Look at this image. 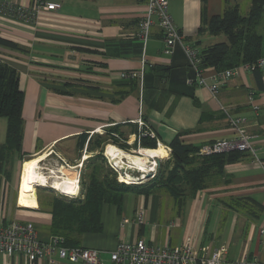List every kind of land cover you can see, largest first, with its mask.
<instances>
[{
  "label": "crops",
  "instance_id": "obj_1",
  "mask_svg": "<svg viewBox=\"0 0 264 264\" xmlns=\"http://www.w3.org/2000/svg\"><path fill=\"white\" fill-rule=\"evenodd\" d=\"M18 1L25 6L34 2ZM54 1L61 3L60 9L41 11L33 23L0 18V66L14 70L23 91L24 153L16 157V166L20 159L43 153L64 161L58 153L86 152L84 162L94 154H103L105 148L101 143L99 148L89 149L91 136L103 135L105 129L115 126L123 138L130 136L133 141L139 122L155 141L148 149L159 152L161 148L164 160L171 154L169 144L175 137L199 149L218 140H231L236 134L229 118H240L251 145V150L226 162L221 174L192 195H175L165 187L146 185L144 180L131 183L134 186L122 195L120 208L102 206V231L82 234L79 245L99 249L106 264H110L109 252L119 242L137 238L159 246H180L187 239L196 248L225 245L227 263L245 254H261L258 229L264 224V66L257 68L258 77L252 69H240L221 85L216 99L206 87L188 82L195 73L179 45L172 53L163 51V35L157 23L153 22L146 40L139 37L145 0ZM250 2L168 0V12L183 40L199 50L225 39L222 34L199 32L204 8L207 20L235 5L246 14ZM137 70L143 71L140 81L120 76L121 72ZM214 71L207 67L202 74L209 76ZM105 142L121 149H115L111 156L131 155L138 148H125L111 138ZM20 169L22 176V164ZM17 192V204L8 205L9 214L3 220L32 222L39 238L46 240L50 235L49 204L41 206L38 198L22 204ZM35 192L36 196H47L43 191ZM8 194L3 191L0 196H11ZM172 196L186 197L178 203ZM140 212L144 223L135 221ZM123 217L128 222L122 225ZM0 264L83 263L58 258L53 263L28 262L0 254Z\"/></svg>",
  "mask_w": 264,
  "mask_h": 264
},
{
  "label": "trees",
  "instance_id": "obj_2",
  "mask_svg": "<svg viewBox=\"0 0 264 264\" xmlns=\"http://www.w3.org/2000/svg\"><path fill=\"white\" fill-rule=\"evenodd\" d=\"M204 9L199 32L206 31L211 35L222 34L225 39L199 50L192 45L198 51L200 69L208 67L224 70L244 64L252 66L264 56V0H251L246 14H242L235 5L221 14L212 15L207 20ZM252 70L258 77L257 68L253 67ZM258 82H260L259 79ZM22 102L23 91L14 70L1 65L0 117H5L6 120L5 138L0 143V165L3 166L14 163L16 157H21L24 153L22 150L24 128ZM136 128L138 129L137 126ZM142 128V134L139 136L140 145L154 147L155 141L149 138L151 136L146 133L144 125ZM115 130H117L116 127L112 126L105 129L103 135L91 136L87 146L93 149L91 146L98 144V141L99 144H103L110 138L111 141L122 145L116 140L115 134L119 132ZM84 141L85 138L79 145L80 148ZM169 146L171 154L165 160L168 168L161 172L160 167L156 175L143 183L165 187L175 195L185 194V192L192 195L196 190L204 188L207 180L222 173L226 162L235 161L246 152L229 149L221 152L200 153L199 147L184 144L178 137H175ZM104 159L103 154L97 153L84 160L85 169L89 171L85 172L87 182H83V188L81 187L78 197L72 199L50 197L45 201L50 209L49 232L63 236L66 245L80 246L78 239L82 234L101 232L102 206L112 204L120 208L123 202L122 195L134 186L118 182L116 174L103 162ZM37 191L40 192L42 189L37 188ZM47 196L55 195L49 193ZM172 197L176 199V202L183 203L186 196ZM1 221L6 222L3 219Z\"/></svg>",
  "mask_w": 264,
  "mask_h": 264
},
{
  "label": "built area",
  "instance_id": "obj_3",
  "mask_svg": "<svg viewBox=\"0 0 264 264\" xmlns=\"http://www.w3.org/2000/svg\"><path fill=\"white\" fill-rule=\"evenodd\" d=\"M60 7L61 3L54 0H34L29 6L21 4L18 0H0V18L6 17L25 23H33L41 11H55L60 9ZM153 22L157 23L162 32L164 42L162 49L165 53H172L176 45L182 48L188 65L195 73V78L189 79L188 82L206 87L216 99L221 85L229 78L238 74L240 69L261 68L264 66L263 56L253 63L252 66L251 64L239 65L224 70H216L209 76H204L202 74L203 69L199 68L200 59L198 58V51L194 46L187 44L183 40L182 34L178 31L168 12V0H145V10L138 23L139 37L142 40H146L148 37ZM120 76L140 81L143 77V71L121 72ZM229 120L230 124L234 127L236 135L231 140H218L201 146L199 149L200 153L221 152L229 149L251 150L249 137L245 129L240 125V118H229ZM143 125V122H139L138 129L143 130ZM150 136L152 137V135ZM167 149L169 148L167 147ZM142 150V148L133 149L138 154L135 156H142ZM106 153H104V157L107 161L106 163L109 165L108 167L114 169L122 167L115 169L117 172L116 178L118 182L122 183L136 182L139 178L142 179V177L144 179L153 177L155 175V166L161 157L157 155L149 157L152 160L147 161L146 169H140L144 174L136 177L127 171L124 172V170L138 168L132 164H128V168H124ZM84 158H81L80 164ZM67 167L71 168L72 166L67 165ZM120 170H123V172ZM146 175L147 177H144ZM79 178L80 174L77 171L76 178L74 179L75 196L78 193ZM126 178L128 179L126 180ZM135 218L137 223L145 222L141 212L136 214ZM126 222H128V218L123 217L122 225ZM37 231L32 222L18 220L4 222L0 219V254L16 259L21 257L24 261L28 262L47 260V262L53 263L55 262V258H58L66 260L69 263L106 264L101 256V251L97 248L66 245L63 236L56 234L49 235V238L46 240H40L37 236ZM258 238L262 245L261 254H245L237 260L229 261V263L226 261L228 248L225 245H220L214 249H209L205 246L196 248L190 244V239H187L180 246H159L156 243L146 242L141 238L121 241L109 252L108 260L110 264H264V224L258 229Z\"/></svg>",
  "mask_w": 264,
  "mask_h": 264
},
{
  "label": "rangeland",
  "instance_id": "obj_4",
  "mask_svg": "<svg viewBox=\"0 0 264 264\" xmlns=\"http://www.w3.org/2000/svg\"><path fill=\"white\" fill-rule=\"evenodd\" d=\"M5 125H6L5 117H0V142L1 143L4 141V138H5ZM140 133H142V130L136 128L135 134L133 136V139H134L133 141L130 140V136L127 139L123 138L121 136L122 135L121 133H118V134H115V135H116L117 142H121L122 146H124L125 148H130L132 146H135V147L139 148V147H141L140 141H139V134ZM110 143L109 142H107V143L104 142L103 147H105V148L102 149L103 155H104V153H106L105 151H106L107 144H110ZM95 145L99 148V146L101 144H99V141H98V144H95ZM94 146L92 145L91 148H95ZM144 147H146L148 149L147 146H144ZM142 149H144V148H142ZM135 150H136V148H135ZM51 152L52 151L48 152V155L51 154ZM85 153L86 152H82L79 155L74 154V155H76V158L74 160H73V156L74 155H72V153L68 154L67 156H62L61 153H58V156H60L61 159H63L64 161H62L60 159H57L54 156L50 155L49 157H46V159L44 161L40 162V167L42 168L41 170L44 171L46 169L44 171L46 173V172L49 171V169H51V170H54L55 172L59 173V171L61 169H62V171H65V169L62 168L63 164H65L66 167H67V165H71L72 166L71 168L67 167L68 169H72V168H74V169L76 168V170L78 169L77 171L80 174V178H79V188H78L77 195H79V193L81 191V187L83 188V182L84 181L87 182V177L85 175V172L87 173L89 171V169H85V165L83 164V162L80 164V158H81L82 155L85 157ZM52 154H54V153H52ZM130 154L138 155L137 152H134V151H132ZM141 154H142V156H146L142 152H141ZM69 158H72V159H69ZM87 158H89V157H87ZM164 158L165 157L161 156L159 161H158V163H157V165L155 166V175H156L157 172H159V168L160 167H161L160 168L161 172H163L164 169L168 168V163L164 160ZM148 160H152V159H149V157H148ZM22 162L23 161L20 159V162H19V164H17V166H16L15 162L14 163L12 162V163L8 164L7 166H3L2 164L0 165V191H1V194L4 191L5 193H9L11 195V196H0V219L1 220L4 219L9 214V212L7 210L8 209V205L10 207V205L12 206L13 204H17V202H16V197L17 196H15V195H16V192H17V187L19 188L21 177H22L21 176V169H20L21 168V164L23 165ZM103 162L107 166H109L108 163H106L107 162L106 159H104ZM104 163H103V165H104ZM57 165H59V166H57ZM109 168L114 174L117 175V172L115 171V169H119V168H122V167L115 168V169L112 168V167H109ZM120 171L123 172V170H120ZM126 171L129 174H131L132 176H136V177H138L140 174H144L140 169L136 170L135 168H130V169L124 170V172H126ZM60 173H61V171H60ZM145 179L147 180L148 178H145ZM146 180H144V181H146ZM47 184L51 185L50 183H47ZM57 184L58 185H57L56 189H59L60 191H62L61 189H65V187L68 186L63 181H58ZM128 185H132V184H128ZM37 188H40V187H36L35 191L37 190ZM40 189H42L43 194L48 195L49 193H52L53 195H55V196H44V195L43 196H36V200L38 198V200L41 202V206L42 205H47V204H45V201L48 200L50 197H57V198H61V199H72V198H74V197L69 198L67 196H60L59 193H57L56 191H50V190L44 189V188H40ZM17 194H18V192H17ZM77 195L75 197H78ZM79 197H81V196H79ZM3 205H4V209L2 207ZM36 206H37V204L32 206V207H29V208H33V207H36ZM21 207H23V206H21ZM37 236L39 238L38 231H37ZM40 240H44V239H40Z\"/></svg>",
  "mask_w": 264,
  "mask_h": 264
},
{
  "label": "bare ground",
  "instance_id": "obj_5",
  "mask_svg": "<svg viewBox=\"0 0 264 264\" xmlns=\"http://www.w3.org/2000/svg\"><path fill=\"white\" fill-rule=\"evenodd\" d=\"M108 145L107 146L109 151L107 153L110 156L112 152L115 151V149L121 150L112 144H108ZM159 150H160L159 152H162L161 148ZM141 152L146 156H135L132 154L131 155L116 154L115 156H111V157H113L114 160H116L117 163L121 164L124 168H128V164H132L134 167L138 169L145 170L148 157L156 156V155L163 156L158 152V150L156 151V149L144 148ZM46 156L47 153H43L38 156L27 158L26 160L23 161L22 177L19 188L20 190L18 193V199L20 203L26 204L36 199V192H35L36 185L45 186L47 183H50L51 186L56 189L58 185L57 184L58 181H63L68 186L65 187V189H61L62 191H60L59 189L57 190L66 194L67 196L73 195L76 192L74 187V179L76 178L77 171L62 166V168L65 169V171H62L61 169L60 170L61 173L60 171L58 173L51 169H49V171L47 170L48 172L45 173L44 172L45 170L44 171L41 170L42 168L40 167V162L43 159H45ZM123 158H125V160ZM129 177H131V175H129ZM127 179L128 178H126V180Z\"/></svg>",
  "mask_w": 264,
  "mask_h": 264
},
{
  "label": "water",
  "instance_id": "obj_6",
  "mask_svg": "<svg viewBox=\"0 0 264 264\" xmlns=\"http://www.w3.org/2000/svg\"><path fill=\"white\" fill-rule=\"evenodd\" d=\"M144 177H147V175L146 176H144ZM142 180H146V179H144L143 177H142V179H138L136 182H131V183H141L142 182ZM130 182H128V183H126V184H131ZM36 187H40V188H44V189H48V190H50V191H56L57 193H59V195L60 196H67L66 194H64V193H62V192H60L59 190H57V189H55V188H53L51 185H49V184H46L45 186H35V188ZM67 197H69V198H72V197H75V195L73 194V195H69V196H67Z\"/></svg>",
  "mask_w": 264,
  "mask_h": 264
},
{
  "label": "clouds",
  "instance_id": "obj_7",
  "mask_svg": "<svg viewBox=\"0 0 264 264\" xmlns=\"http://www.w3.org/2000/svg\"><path fill=\"white\" fill-rule=\"evenodd\" d=\"M126 184V183H125Z\"/></svg>",
  "mask_w": 264,
  "mask_h": 264
}]
</instances>
